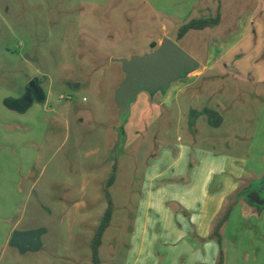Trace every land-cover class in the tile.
I'll return each mask as SVG.
<instances>
[{
  "label": "rangeland",
  "instance_id": "obj_1",
  "mask_svg": "<svg viewBox=\"0 0 264 264\" xmlns=\"http://www.w3.org/2000/svg\"><path fill=\"white\" fill-rule=\"evenodd\" d=\"M202 1L152 0L167 16L149 0H0V197L15 208L0 227L46 229L42 247L25 252L0 235V264H94L92 239L109 197L114 210L100 264H129L151 194L189 179L188 172L154 177L169 164L156 159L166 146L176 158L184 147L202 148L252 157L249 167L262 168L264 29L221 23L178 37L183 22L200 16ZM163 24L165 39L192 61L159 84L140 80L120 95L122 106L118 89L129 63L159 47L152 41ZM34 78L46 99L11 113L5 97L20 99ZM206 108L223 121L211 124ZM196 163L190 158L187 167ZM252 172L247 184L264 176ZM238 203L247 218H235L236 240L250 255L245 264H264V205L247 196ZM166 205L180 208L174 198Z\"/></svg>",
  "mask_w": 264,
  "mask_h": 264
},
{
  "label": "crops",
  "instance_id": "obj_2",
  "mask_svg": "<svg viewBox=\"0 0 264 264\" xmlns=\"http://www.w3.org/2000/svg\"><path fill=\"white\" fill-rule=\"evenodd\" d=\"M149 1L155 12H163L161 7L158 8L152 3V0ZM160 1L158 0V2ZM202 2L200 5L196 4V8H200V16L215 15L217 11L215 14L208 11L211 8L215 10V6L216 10L220 7L221 20L217 25L227 23L230 28L237 29L240 26L243 27L242 25L245 23L246 30L249 24L256 22L255 25L260 31L264 29V0H206ZM246 11H248V16L244 14ZM163 14L171 16L167 10ZM257 15H260L258 20H256ZM167 28V25L163 24L164 32L157 40L153 41L162 43L166 37ZM124 78L125 75L123 80ZM18 101L19 99L13 95L5 97V104L7 107L9 105L11 113H24L35 102L32 101L21 106L13 105L12 102ZM186 149L184 147L183 150H180V154L176 158L172 156V149L166 146L156 157L157 160L170 159V161L164 170L159 169L154 172L155 178L165 174H169L166 175L169 178H184L188 172L189 179L186 183H171L159 187L158 189H161L165 186V191L160 195L158 193L155 197L151 194L148 203L149 213L142 221L139 233H137L139 244L133 247L129 264H213L220 251L218 241L210 237L214 222L223 212L228 200L231 197H236V193L254 178L251 171L256 175L264 173V160L259 161L262 163V168L258 170L255 167H249L252 157L215 154L202 148L191 150V147H186ZM190 158L197 159V163L188 168L187 164ZM259 158L261 160V156ZM182 161L185 166L178 165ZM28 173L29 171L26 174ZM239 195L241 198L238 201L246 197L243 193H239ZM170 198L178 200L180 208L177 211L166 205ZM239 203L232 209L227 221L221 227L226 254L225 264H245L246 259L250 258L246 247L236 240L242 227L240 224L235 225L236 216L240 221L247 220L246 215L242 211L240 212L241 205ZM152 208L155 215L151 220L150 211ZM14 210L12 201L7 203L0 197V223L12 220ZM9 225L10 228L7 225L0 227V235L6 241L11 238V232L16 227Z\"/></svg>",
  "mask_w": 264,
  "mask_h": 264
},
{
  "label": "water",
  "instance_id": "obj_3",
  "mask_svg": "<svg viewBox=\"0 0 264 264\" xmlns=\"http://www.w3.org/2000/svg\"><path fill=\"white\" fill-rule=\"evenodd\" d=\"M191 56L186 53L175 41L166 38L157 47L153 53L144 56H136L133 61L129 63V71L125 76L120 88L118 89V99L122 106L126 104L122 101L120 95L125 97L130 89L135 90L138 87L140 80H153L156 84L167 81L176 76V69L180 65H187L191 63ZM38 85V79L34 78L29 82V86ZM42 97L38 101L46 99V93L41 87ZM134 92L130 97H134ZM129 95V94H128ZM127 96V95H126ZM208 114L209 122L213 125H219L222 121V116L219 112L212 109H205ZM264 176L260 181V186L251 190L247 196L256 204L264 205ZM46 231L45 228L18 230L15 229L10 238L9 244L16 246L21 252L27 250H38L42 247V234Z\"/></svg>",
  "mask_w": 264,
  "mask_h": 264
},
{
  "label": "trees",
  "instance_id": "obj_4",
  "mask_svg": "<svg viewBox=\"0 0 264 264\" xmlns=\"http://www.w3.org/2000/svg\"><path fill=\"white\" fill-rule=\"evenodd\" d=\"M220 20H221V11H220V7H218L217 13L215 15L193 17L189 19L188 21L183 22L179 27L178 37L184 36L190 29H204L206 27L215 26L219 24ZM157 44L158 43L155 41L152 42L153 47H157ZM114 179H115V174L113 173L112 176L110 177L108 185L112 184ZM260 181L261 179L259 178L258 180L253 181V183L251 184H246L240 191H238V193H236V197H231L226 203V206L223 212L217 217L216 221L214 222L210 237L215 238L218 241L220 245V251H219L217 260L213 264H225L226 254H225V249L222 246L221 227L227 221L230 212L232 211L234 206L238 203L239 198H241L239 197L240 196L239 193H243L245 196H247V194L251 190H254L260 186ZM108 195L110 196L109 192H108ZM113 210H114L113 201L111 197H109V205L106 208L101 218V221L95 231L93 239H92V251H93V263L94 264H100L101 262L99 249L103 241L104 233L107 227L111 223V220L113 217Z\"/></svg>",
  "mask_w": 264,
  "mask_h": 264
},
{
  "label": "flooded vegetation",
  "instance_id": "obj_5",
  "mask_svg": "<svg viewBox=\"0 0 264 264\" xmlns=\"http://www.w3.org/2000/svg\"><path fill=\"white\" fill-rule=\"evenodd\" d=\"M38 85H40L39 80H38ZM28 86H29V83L27 85L25 95L23 97H20L18 101L22 105H26L32 101H38V98L42 97L41 85L38 87L36 86L28 87Z\"/></svg>",
  "mask_w": 264,
  "mask_h": 264
}]
</instances>
